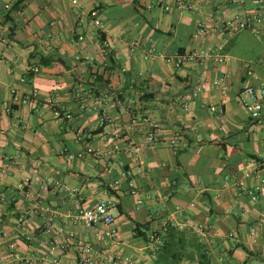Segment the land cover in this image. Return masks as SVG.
<instances>
[{
  "label": "crops",
  "instance_id": "1",
  "mask_svg": "<svg viewBox=\"0 0 264 264\" xmlns=\"http://www.w3.org/2000/svg\"><path fill=\"white\" fill-rule=\"evenodd\" d=\"M21 1L0 0V264H56L60 243L57 264H84L87 244L92 264H264V110L254 121L244 105V89L264 82V39L222 30L243 11L264 14L260 0ZM195 48L230 59L177 67ZM254 163L256 201L235 185ZM100 200L109 227L78 217Z\"/></svg>",
  "mask_w": 264,
  "mask_h": 264
},
{
  "label": "built area",
  "instance_id": "2",
  "mask_svg": "<svg viewBox=\"0 0 264 264\" xmlns=\"http://www.w3.org/2000/svg\"><path fill=\"white\" fill-rule=\"evenodd\" d=\"M199 1L200 0H192L191 4H188L187 7L192 10L199 9ZM237 3H242L243 0H232ZM74 4L78 5V0H73ZM261 6L264 7V0H260ZM166 9H169V6H166ZM222 30L230 35L233 36L236 33L243 31V30H250L252 31L256 36L264 39V14L260 12V10H253V11H243L239 14H237L234 17H229L222 22ZM207 32V27L204 24H200L198 26V29L194 35L196 38H202ZM104 45L108 46V41L104 42ZM137 46V42L135 40L130 42L131 50H134ZM148 56H163L162 53L158 52L154 47H150L147 51ZM207 57H212L216 62L223 63L230 59L227 55H222L219 53L210 54L206 50L195 48L187 53H177L175 57V64L177 67H181L183 64L188 62L191 59H198L201 63H203L204 59ZM77 60H80L81 62H85L90 59V57H82L80 55L76 56ZM214 84L218 87L222 88L223 93H226V84L225 79L223 77H220L214 81ZM201 84L198 85L196 91L194 92V95L197 94V92L201 89ZM244 93L248 96V99L245 100L244 105L249 113L250 117L254 121H259L262 117L263 110H264V82L261 83L259 87H253V86H247L244 89ZM110 95L112 97L117 98L118 93L116 91H110ZM77 96H80V94H77ZM28 97H21L14 91L13 96V103H27ZM11 106L7 109L8 111L11 110ZM210 108L214 111L223 112L222 108L218 107L217 105H210ZM56 115L60 114L59 110L55 111ZM102 122H111L110 115L105 111L102 114ZM157 128V124L153 125ZM197 125H193L190 127L191 131L197 130ZM157 129L153 130L148 135V140L151 144L156 143L159 139L157 137ZM185 130L183 129H177L172 136L169 138L168 143L171 147H177L183 137ZM115 148H118L116 146ZM87 152L93 153L94 155H98L99 152L95 151L93 147H89L87 149ZM259 172V166L254 163L251 167L246 169L241 177L236 180L235 185L239 189H245L246 192L250 195V197L253 200H258L259 194L262 190V181L253 184L250 187L248 186L247 182L250 180L253 176H255ZM5 173V169L0 168V177ZM57 184H60L59 182H56ZM42 188L47 189L48 186L45 183H42ZM78 217L83 220L87 224H93V225H105L109 227L112 225L115 221V216L112 213L111 206L106 200H100L99 203L91 209L85 208L82 209L78 215ZM20 221H24V217L20 218ZM108 236H112L113 233L108 230L106 233ZM66 245L63 243L53 245L50 248V255L51 260L53 263H58V257L60 253H63L65 250ZM94 260L93 256V247L89 244L83 245L80 248V255H79V261L84 264H92ZM18 264H30V260L28 259H19Z\"/></svg>",
  "mask_w": 264,
  "mask_h": 264
},
{
  "label": "trees",
  "instance_id": "3",
  "mask_svg": "<svg viewBox=\"0 0 264 264\" xmlns=\"http://www.w3.org/2000/svg\"><path fill=\"white\" fill-rule=\"evenodd\" d=\"M23 3V0L21 2H17V4ZM17 6V5H16Z\"/></svg>",
  "mask_w": 264,
  "mask_h": 264
}]
</instances>
